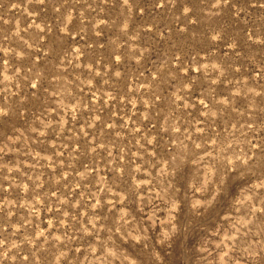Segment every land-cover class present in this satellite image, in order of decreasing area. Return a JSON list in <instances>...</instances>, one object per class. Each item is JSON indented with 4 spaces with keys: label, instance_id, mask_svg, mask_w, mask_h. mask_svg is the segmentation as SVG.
Returning <instances> with one entry per match:
<instances>
[{
    "label": "rangeland",
    "instance_id": "374dc122",
    "mask_svg": "<svg viewBox=\"0 0 264 264\" xmlns=\"http://www.w3.org/2000/svg\"><path fill=\"white\" fill-rule=\"evenodd\" d=\"M186 3L192 13H184ZM130 4L131 10L123 0H67L57 13L48 0L43 5L0 0V107L8 110L0 118V147L5 148L0 157L12 168L20 161L19 171L0 173V204L5 205L0 223L29 215L23 205L31 203V193L18 186L24 183L48 193L58 206V196L68 201L61 214L76 217L77 227H91L92 193L100 192L103 207L97 214L112 223L122 211L142 207L133 199L161 191V169L170 159L161 148L175 153L183 140L204 155L197 145L205 130L220 138L216 151L233 140L264 144V0H229L216 7V0ZM146 112L151 119H145ZM49 124L55 132L45 129ZM206 147L212 151L214 145ZM81 152L102 157L99 175L92 171L91 183L83 186L76 183L84 171ZM37 154L52 160L37 164ZM116 164L125 169L122 178L112 171ZM193 167L189 163L187 170ZM35 176L43 187L28 179ZM101 176L109 186L114 180L119 186L102 191ZM134 187L139 196L120 203ZM247 187L234 189L233 201L208 221L209 227L164 244L154 240L152 264H207L202 246L210 235L212 249L229 243L227 231L235 229L228 217L238 215L233 209ZM9 200L19 206L10 208ZM55 215L40 211L41 226L47 228ZM157 215L166 220V209L159 208ZM126 247L130 258L143 257L139 248Z\"/></svg>",
    "mask_w": 264,
    "mask_h": 264
},
{
    "label": "clouds",
    "instance_id": "9594fccd",
    "mask_svg": "<svg viewBox=\"0 0 264 264\" xmlns=\"http://www.w3.org/2000/svg\"><path fill=\"white\" fill-rule=\"evenodd\" d=\"M37 2L45 4V0ZM66 2L67 0H63V3ZM167 2L168 0H159V6L164 7ZM221 2L227 5L229 0H216L213 7ZM63 3L61 0H48V4L57 13L61 12ZM123 4L130 10L133 8L130 0H123ZM143 12V8H140L139 13ZM192 12L193 8L186 3L184 13ZM195 35L194 32L193 39ZM215 38L214 36L213 39ZM116 59L119 60L120 57L117 56ZM116 75L120 76V73L117 72ZM7 115L8 110L0 107V118ZM144 116L145 119H151L148 112ZM75 118L73 114V119ZM48 128L55 132L53 125H46L45 129ZM205 132L202 142L197 145L204 151V155L189 150L183 140L177 141L175 153L164 152L161 148L163 157L170 155V159L164 160L166 169H161L163 179L161 191L155 196L149 194L148 197H140L139 201L133 199V205L139 203L142 207L134 208L133 211H122L119 218L112 223H106L107 217L97 214V210L103 207L100 192L92 193L96 202L91 205L92 215L89 217L91 227H77L79 221L76 217L69 216L67 212L61 214V208L68 201L60 200L58 196V206L56 202L51 201L48 193L41 194L27 183L18 185L25 193H31V203L26 201L23 205L28 209L29 215L21 216L15 223L10 221L0 223V264H125L126 260L129 264H152L150 257L155 250L154 240L158 239L160 244H164L173 237L196 233L202 227H209L208 221L220 216L233 201L234 189L243 188L245 185L248 187L244 189V196L233 209L238 215L228 217L229 221L234 222L235 229L234 232L232 229L227 231L225 241L229 243L218 245V250L212 249L210 235L208 243L202 246L207 255L201 259L207 264H264V191H261L264 190V144H253L250 140L239 141V144L248 145L245 148L239 147L237 141L233 140L226 148L222 147L216 151L220 138L212 132L207 130ZM41 135H45V132H41ZM208 142L214 145L212 151H208L206 147ZM6 147L11 149L12 145ZM4 151L5 148L0 147V153ZM79 155L80 163L84 164V171L80 173V179L76 183L83 186L81 182L91 183L92 171L99 175L102 157L99 153L89 156L86 152H81ZM41 159L52 160V157H41L37 154V164ZM189 163L194 165L191 171L187 170ZM4 168H7L8 172L19 171V158L17 167L12 168L0 157V173H3ZM73 170L79 171L78 168ZM112 171H119L122 178L125 169L116 164ZM28 179L32 180L36 188L43 187V184L38 182L39 176ZM253 180L257 183H251ZM118 186L115 180L112 186H109L104 177H100L99 187L102 191L112 192L113 187ZM2 187L0 184V188ZM116 194L113 192V195ZM129 195L138 197L139 191L134 187L130 193L121 196L120 203H124ZM157 200L161 203L157 204ZM8 205L10 208L19 206L12 204L10 200ZM161 207L167 211L166 220L157 215ZM4 208L5 205L0 204V214L4 212ZM42 210L57 213L47 220V228H43L39 220V212ZM157 228L160 229L159 232L156 231ZM126 245L139 248L143 257L130 258ZM225 247L227 251L224 250ZM82 251L83 258L80 255Z\"/></svg>",
    "mask_w": 264,
    "mask_h": 264
}]
</instances>
